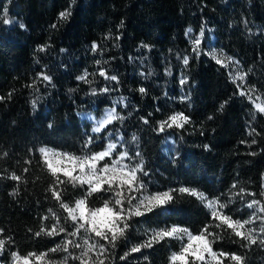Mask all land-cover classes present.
Masks as SVG:
<instances>
[{
    "label": "trees",
    "instance_id": "16d2710c",
    "mask_svg": "<svg viewBox=\"0 0 264 264\" xmlns=\"http://www.w3.org/2000/svg\"><path fill=\"white\" fill-rule=\"evenodd\" d=\"M8 8L13 23L0 21V95L6 97L0 102V152L9 155L0 160V172L15 171L28 181L20 185V195L13 199L9 193L16 182L0 179V227L5 229V237L14 238L12 250L39 252L59 242L60 237L33 239L27 232L28 228L38 229L40 216L49 206L43 191L48 178L35 159L31 165L23 161L38 155L29 154V148L42 145L78 150L93 126L79 116L82 112L99 118L105 108L115 106L126 117L122 125H110L108 130L120 129L124 141L118 140V144L130 141L132 134L139 137L151 191L188 186L211 198L227 193L238 181L259 193L264 176V115L252 119L253 103L238 94L228 70L206 55L196 58L185 33L187 28L198 32L203 25L206 38L214 35L217 44L240 61L244 70L251 68L247 83L256 86L264 104V0H11ZM69 8L70 17L59 20V13ZM121 21L122 28L118 27ZM109 34L112 38L105 40ZM94 41L104 49L103 56L90 51ZM45 44L50 45L47 51H36ZM185 55L189 57L187 66L182 61ZM97 59L108 63L97 66ZM98 67L117 75L119 83L98 74L89 76L91 85L76 79L85 70L96 73ZM41 71L52 76V84L38 83V92L26 88ZM183 77H187L185 85L180 84ZM102 87L112 90L99 93ZM141 87L146 94L138 91ZM92 88L99 94L92 95ZM12 90L9 100L7 94ZM185 95L189 99L182 101ZM38 97L34 110L31 101ZM121 97L123 102L117 103ZM176 112L189 116L191 123L182 130L154 131L159 121ZM141 117L149 123L144 124ZM250 127L260 135L249 136ZM253 138L255 144H251ZM105 142L98 140L94 150ZM25 167L29 172H23ZM37 176L43 182L36 181ZM99 203L96 197L90 201L92 206ZM230 207L234 218H247V209L235 211L239 201ZM167 208L163 214L137 218L145 223L136 227L142 231L177 224L196 232L210 220L203 205L187 195H178ZM225 236L213 245L215 249L246 253L247 264H264V249H239ZM131 239L137 243L141 236L133 233ZM179 244L176 240L162 242L143 250L148 261L137 260L141 253H136L128 262L119 261L126 250L120 245L116 264H167L170 252L178 250ZM7 259V255L0 257V264Z\"/></svg>",
    "mask_w": 264,
    "mask_h": 264
},
{
    "label": "snow or ice",
    "instance_id": "6c2138e0",
    "mask_svg": "<svg viewBox=\"0 0 264 264\" xmlns=\"http://www.w3.org/2000/svg\"><path fill=\"white\" fill-rule=\"evenodd\" d=\"M10 3L11 0L0 3V21L4 25L13 23V20L9 18L8 4ZM70 15L69 8L61 11L58 19L67 20ZM20 27L23 28L24 25L20 24ZM51 27L55 28L56 24ZM118 27H123V21ZM192 31L189 28L185 34L189 36L194 56L199 58L203 54L223 68H232L233 71L228 72L229 79L236 85L238 94L247 97L253 103L252 119L255 120L257 114L264 115V104L255 102L260 99V96L257 95L253 99L257 91L256 86L247 85V77L252 69L244 70L239 67L240 61L226 55L222 49L205 50L202 47L205 37L203 25L198 35L191 36ZM111 38L110 34L104 37L105 40ZM116 39L119 37L117 36ZM49 47L50 45L47 44L40 45L36 51L45 52ZM141 47L150 50L149 45L142 44ZM90 51L103 56L104 49L94 41ZM177 55L180 58L179 54ZM182 61L187 66L189 57L183 56ZM107 63V60H95L97 66ZM97 74L106 81L119 83L118 76L109 75L104 67H98L96 73L85 70L76 79L91 85L93 81L89 79V76ZM38 83H43L45 86L51 85L52 76L41 71L25 87L38 92ZM186 83L187 77H183L180 84ZM111 90L109 87H102L99 93H108ZM14 91L7 94V99L12 98ZM138 91L142 95L146 94L144 87L139 88ZM99 93L96 88L91 89L92 95ZM5 99V96L0 95V102ZM38 99L39 97L31 101L34 110L37 108ZM188 99L186 95L181 97L182 101ZM123 100L124 98L121 97L117 103H122ZM226 103L227 101L222 103L219 110L222 111ZM125 119L126 117L117 111V107L107 109L103 116L93 123L92 134L85 133L86 138L76 151L60 150L48 145L28 149L29 154L38 153V155H33L32 159H25L23 163L31 165L35 159L37 166L48 178L43 191L44 199L49 202V206L40 216L38 229L33 231L32 228H28L27 232L31 233L33 239L60 237V240L44 251L21 254L18 250L11 249L10 246L15 244V240L11 235L5 237V229L0 227V257L7 255L6 264H116V249L120 245H123L126 250L119 256V261L128 262L129 258L136 253H141L137 260L148 261L149 257L143 255L144 249H151L154 245L170 240L179 241L180 244L178 250L170 252L167 264H247L246 253L229 252L213 247L218 241L226 238L225 233L229 242L238 245L239 249L250 251L253 246L264 249V176L261 178L259 193L240 186L238 181L233 182L227 193L211 198L203 191L188 186L151 191L150 180L145 179L150 176V171L139 149V137L132 134L130 141L118 144V140L124 141L120 129L108 130L110 125L117 123L122 125ZM208 119L211 120L213 117L209 116ZM141 120L144 124L149 123L145 117H141ZM189 123H191L189 116L183 112H176L159 121L154 131L163 133L172 128L182 130ZM48 127L52 128L53 124L50 122ZM102 133L106 135L101 136ZM248 135L254 136L260 133L250 127ZM98 140L106 142L99 146V150H94ZM256 142L253 138L251 144ZM204 147L207 149L208 145ZM249 154L255 155V153ZM8 155V152H0V160ZM23 172H29V168H23ZM0 179L16 182L9 193L13 199L20 195V185L28 183L15 171L7 175L0 172ZM36 181L43 182L40 176L36 177ZM178 195L196 198L210 215L209 222L196 232L177 224L143 228L142 231L136 227L137 224L145 223L137 218L147 217L150 213L163 214ZM93 197L100 201L99 206L90 204ZM238 201L240 207H237L235 211L240 212L241 208L247 209V218H234V215L229 214L232 211L230 206L237 204ZM39 203L40 201L37 200V204ZM226 209L229 211L226 212ZM133 233L141 236L139 242H132Z\"/></svg>",
    "mask_w": 264,
    "mask_h": 264
},
{
    "label": "rangeland",
    "instance_id": "374dc122",
    "mask_svg": "<svg viewBox=\"0 0 264 264\" xmlns=\"http://www.w3.org/2000/svg\"><path fill=\"white\" fill-rule=\"evenodd\" d=\"M187 29H189V28H187ZM191 29H192V28H191ZM192 30H193V29H192ZM186 32H187V31H186ZM198 34H199V31L197 32V31H194V30H193L192 33H191L190 35H191V36H196V35H198ZM187 36H188V35H187ZM188 39H189V36H188ZM189 41H190V39H189ZM202 47H203L205 50H209V49H213V48H214L215 50L219 51V50L222 49V48L217 44L216 39H215L214 35H212V34H210L209 37H207V38H206V36L204 37V40H203V43H202ZM222 50H223V49H222ZM223 52H224L226 55H228L224 50H223ZM228 56H230V55H228ZM235 59H236V58H235ZM236 60H237V59H236ZM239 67H242V68H243V66H242L241 63H240V65H239ZM243 69H244V68H243ZM227 70H228V72H229V71H233L232 68H227ZM247 85H248V83H247ZM255 96H257L256 93L254 94L253 99H255ZM255 102H256V103H261V104H262V102H261L260 99H259V100H256ZM107 109H109V108H105V109H104V111H103L101 117L103 116V114L106 112ZM79 116H80L81 118H84V119H87V120H89V121H92V123H94L95 120L101 118V117H99V118H95V116H94L92 113H90V112H82V113L79 114ZM89 117H92V119H89Z\"/></svg>",
    "mask_w": 264,
    "mask_h": 264
}]
</instances>
